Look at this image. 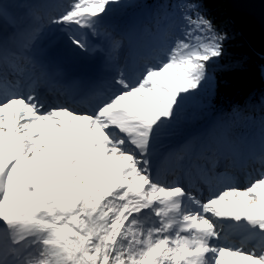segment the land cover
Returning a JSON list of instances; mask_svg holds the SVG:
<instances>
[{"label": "snow or ice", "instance_id": "1", "mask_svg": "<svg viewBox=\"0 0 264 264\" xmlns=\"http://www.w3.org/2000/svg\"><path fill=\"white\" fill-rule=\"evenodd\" d=\"M223 3L0 0V264H264V93L220 94Z\"/></svg>", "mask_w": 264, "mask_h": 264}, {"label": "trees", "instance_id": "2", "mask_svg": "<svg viewBox=\"0 0 264 264\" xmlns=\"http://www.w3.org/2000/svg\"><path fill=\"white\" fill-rule=\"evenodd\" d=\"M152 3L153 0H148ZM217 15V23L227 24L230 31L235 32V37L229 45V60L245 59L247 69L242 72H236L227 75L221 80L220 94L225 98L237 99L243 98L250 93H264V79L261 66L264 65V57L256 54L247 44L243 36L240 35L237 27L231 23L229 14H227V3H224Z\"/></svg>", "mask_w": 264, "mask_h": 264}, {"label": "water", "instance_id": "3", "mask_svg": "<svg viewBox=\"0 0 264 264\" xmlns=\"http://www.w3.org/2000/svg\"><path fill=\"white\" fill-rule=\"evenodd\" d=\"M225 3L231 23L249 47L264 57V0H225Z\"/></svg>", "mask_w": 264, "mask_h": 264}]
</instances>
